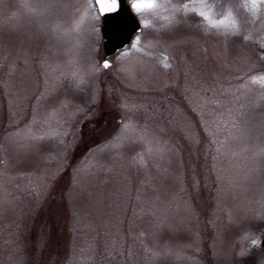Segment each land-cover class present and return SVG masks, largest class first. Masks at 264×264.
Returning a JSON list of instances; mask_svg holds the SVG:
<instances>
[{
    "label": "rangeland",
    "instance_id": "1",
    "mask_svg": "<svg viewBox=\"0 0 264 264\" xmlns=\"http://www.w3.org/2000/svg\"><path fill=\"white\" fill-rule=\"evenodd\" d=\"M156 2L0 0V264H264V2Z\"/></svg>",
    "mask_w": 264,
    "mask_h": 264
},
{
    "label": "water",
    "instance_id": "2",
    "mask_svg": "<svg viewBox=\"0 0 264 264\" xmlns=\"http://www.w3.org/2000/svg\"><path fill=\"white\" fill-rule=\"evenodd\" d=\"M101 20L102 48L105 58L125 49L132 38L141 31L127 0H116V8L108 11L102 9L92 0ZM108 62H105V64ZM105 67V66H104ZM264 246V239L262 241Z\"/></svg>",
    "mask_w": 264,
    "mask_h": 264
},
{
    "label": "snow or ice",
    "instance_id": "3",
    "mask_svg": "<svg viewBox=\"0 0 264 264\" xmlns=\"http://www.w3.org/2000/svg\"><path fill=\"white\" fill-rule=\"evenodd\" d=\"M264 2V0H262ZM95 3L99 5L100 8L111 11L116 8V0H95ZM132 7L137 12H144L147 10L155 9L158 7V4L156 0H133ZM201 16H204L205 14L203 12L200 13ZM105 67H108V64L106 63L104 65ZM169 65L165 64V67H168Z\"/></svg>",
    "mask_w": 264,
    "mask_h": 264
},
{
    "label": "flooded vegetation",
    "instance_id": "4",
    "mask_svg": "<svg viewBox=\"0 0 264 264\" xmlns=\"http://www.w3.org/2000/svg\"><path fill=\"white\" fill-rule=\"evenodd\" d=\"M263 228H256V227H253V228H249V230H251V235H254L257 239H258V247L261 251V253L263 254V258H264V246L262 244V241L264 239V236L262 238H260L261 236V232L259 230H262ZM256 231V232H255ZM253 248L255 249L254 245H253ZM264 260V259H263Z\"/></svg>",
    "mask_w": 264,
    "mask_h": 264
}]
</instances>
